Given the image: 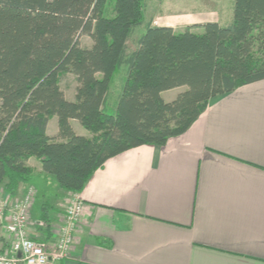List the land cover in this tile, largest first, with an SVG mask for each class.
Returning <instances> with one entry per match:
<instances>
[{
    "label": "trees",
    "instance_id": "16d2710c",
    "mask_svg": "<svg viewBox=\"0 0 264 264\" xmlns=\"http://www.w3.org/2000/svg\"><path fill=\"white\" fill-rule=\"evenodd\" d=\"M232 20L176 31L144 21L145 0H0V184L14 194L34 171L80 192L106 160L141 145L162 146L183 134L211 98L264 79V0H234ZM86 34L90 46L79 37ZM126 67L114 108L113 76ZM76 81L73 100L61 89ZM185 87L171 101L161 93ZM57 116V138L47 123ZM76 117L91 136L76 134ZM47 221V217H42Z\"/></svg>",
    "mask_w": 264,
    "mask_h": 264
},
{
    "label": "crops",
    "instance_id": "0c3cea01",
    "mask_svg": "<svg viewBox=\"0 0 264 264\" xmlns=\"http://www.w3.org/2000/svg\"><path fill=\"white\" fill-rule=\"evenodd\" d=\"M157 2L145 0L147 11L161 6ZM163 11L146 25L179 31L232 20L231 11L225 16L213 10ZM125 75L126 67L118 81L117 72L113 76L110 108ZM75 87L74 79L69 96L61 87L68 100L74 99ZM183 89L161 96L171 101ZM69 122L76 134L91 136L76 117ZM58 130L53 116L46 132L57 138ZM26 164L33 178L19 183L14 194L0 184V194L12 203L28 187L35 190L27 224L32 239L53 243L68 202L83 203L74 242L61 264H264V79L211 98L189 129L164 145L145 144L109 158L80 192L61 189L35 157ZM5 224L0 220V252L11 241Z\"/></svg>",
    "mask_w": 264,
    "mask_h": 264
},
{
    "label": "built area",
    "instance_id": "2783aa9c",
    "mask_svg": "<svg viewBox=\"0 0 264 264\" xmlns=\"http://www.w3.org/2000/svg\"><path fill=\"white\" fill-rule=\"evenodd\" d=\"M34 196L32 187L12 203L0 194V220H6L5 229L11 237L8 250L0 252V264H61L70 253L83 210L82 201L73 198L68 202L55 241L46 243L32 239L27 232Z\"/></svg>",
    "mask_w": 264,
    "mask_h": 264
},
{
    "label": "rangeland",
    "instance_id": "374dc122",
    "mask_svg": "<svg viewBox=\"0 0 264 264\" xmlns=\"http://www.w3.org/2000/svg\"><path fill=\"white\" fill-rule=\"evenodd\" d=\"M163 1V2H162ZM234 0H158V5L154 11L150 9L147 11V5L145 3V10H144V21L141 26L137 27L128 41V52H131L135 47L139 35L142 30H145L146 22L151 18V15L159 12L158 14H162L163 16V9L169 11H177V10H190V11H201V10H213L216 13H220V15L225 16L227 15L228 11H231L232 16V7H233ZM80 44L85 46L88 42L85 34H81L79 37ZM124 67L120 68L117 72V80L118 81L123 74ZM74 78L70 74H66L61 79V87L65 91L66 95L69 96L71 84L73 83ZM184 90V89H183ZM84 129V128H82Z\"/></svg>",
    "mask_w": 264,
    "mask_h": 264
}]
</instances>
